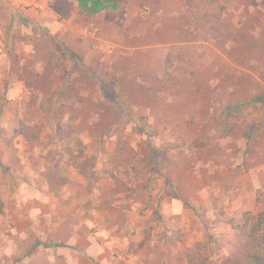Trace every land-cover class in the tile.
<instances>
[{
    "label": "rangeland",
    "instance_id": "rangeland-1",
    "mask_svg": "<svg viewBox=\"0 0 264 264\" xmlns=\"http://www.w3.org/2000/svg\"><path fill=\"white\" fill-rule=\"evenodd\" d=\"M53 1L45 14L7 9L1 20L0 125L17 134L0 140L1 197L24 204L52 184L57 196L78 178L93 194L111 184L128 211L125 238L143 235L135 246L148 249L135 264H240L264 214V0H113L96 13ZM163 2L184 22L169 56L150 36ZM145 23L150 37L136 39ZM73 34L99 37L97 67L72 57ZM17 42L29 50L14 56ZM28 217L21 242L20 222L0 223L1 248L17 244L25 257L42 244ZM4 253L0 264H16Z\"/></svg>",
    "mask_w": 264,
    "mask_h": 264
},
{
    "label": "crops",
    "instance_id": "crops-1",
    "mask_svg": "<svg viewBox=\"0 0 264 264\" xmlns=\"http://www.w3.org/2000/svg\"><path fill=\"white\" fill-rule=\"evenodd\" d=\"M83 4L87 5L86 8L92 9L90 1ZM53 5L54 7L56 6L55 4ZM159 7L160 14L164 13L165 16L161 17V22L158 26L160 31L150 36L157 40V43L165 50L169 47L166 50L168 51L167 56H169L170 53L172 55V52H169L172 45L182 46L184 44L182 40V37H184L183 26H181L184 22L179 20L181 17L177 19L175 15L171 16L175 10L167 7L165 2ZM5 10L9 11L8 13L18 12L22 16L37 14L33 12L22 13L16 10L7 0H0V56H7L2 49L6 43V39H3L5 37L3 34L4 26L1 23L5 16L4 13L7 12ZM68 23L64 24V30H68L69 25L72 27L71 22L69 21ZM95 26V28L100 27L97 23ZM149 27L147 28L145 23L143 33L140 35L141 38L138 35L136 39L147 41V37H150L147 36ZM111 35L112 37H107L112 39L113 34ZM80 36V34L68 35V45L81 58L82 63L83 59H86L89 66L97 67L100 60L98 51L96 52L93 46L99 37L86 36L81 38ZM23 40H26V38H21V41ZM26 44L25 42L24 44L17 42L15 46V49L17 48L16 55L14 56H20L19 47L23 51H28L29 48H27ZM53 51L54 48L52 49ZM10 55L12 56V54ZM185 55L191 56V53L186 52ZM5 139L7 138L3 140ZM72 184L71 188L60 190L57 196L53 192L56 190H50L52 192L49 193L48 197L34 196V198H27L24 204L21 201L10 204L9 198L1 197L0 193V223L9 222L12 218L20 222L18 224L17 237L22 239L20 240L21 242L24 237L28 236L29 232H26L23 224L24 213L27 212V217L29 216L28 218L31 222L30 229L34 233H32V240L38 239L42 243L36 249H32L25 257L23 255L27 251L25 249L21 250L17 244L9 247L6 245L2 248L0 247V254L3 253V250L5 251L4 255L8 252H14L16 264H135L139 259L148 257V253H146L148 249L146 247L135 246L136 243L143 239V235L136 236L133 234L130 239L127 240L125 238L123 228L125 227L126 230L130 219L127 209L123 205L121 206V202L125 200L120 199V187L101 183L99 189H96V191L100 190L99 193L93 194L87 191L88 185L85 179H75ZM93 186L96 188V184ZM103 191L104 193H102ZM104 196L106 197L104 198ZM136 222L139 221L134 220V229H140L142 225ZM114 247H117L124 257L114 258ZM125 257H128V260Z\"/></svg>",
    "mask_w": 264,
    "mask_h": 264
},
{
    "label": "trees",
    "instance_id": "trees-1",
    "mask_svg": "<svg viewBox=\"0 0 264 264\" xmlns=\"http://www.w3.org/2000/svg\"><path fill=\"white\" fill-rule=\"evenodd\" d=\"M78 1H80V4L82 5H84L83 4L84 2L90 1V4L92 5V10L96 13L113 0H107L106 2L104 0H78ZM72 57H74L78 62L82 63L81 58L77 56L76 54H74V56ZM166 71L168 72V70ZM233 110L243 117L247 115L245 112L242 111V109L239 106L229 107L228 109V111H233ZM140 119L146 120L145 117H141ZM56 120H57L56 121L57 124L61 123V120L59 118L58 119L56 118ZM233 128H234V124H229L228 126H226L223 135H227L231 133ZM138 129L140 133H146L142 127H139ZM253 131L255 130H251L248 133V137L246 139L245 152L249 151L253 141L257 137L256 135L253 134ZM10 134L11 132L9 130H6L5 132L2 133L1 125H0V140L6 138ZM11 135L16 136L17 134L15 133ZM56 188H57V185L52 184L50 187V190L53 191ZM175 193L177 195V190L175 191ZM246 235L250 243V250L240 264H264V214L259 216L255 220L251 229L246 233Z\"/></svg>",
    "mask_w": 264,
    "mask_h": 264
},
{
    "label": "built area",
    "instance_id": "built-area-1",
    "mask_svg": "<svg viewBox=\"0 0 264 264\" xmlns=\"http://www.w3.org/2000/svg\"><path fill=\"white\" fill-rule=\"evenodd\" d=\"M16 10L39 14L47 13V0H7Z\"/></svg>",
    "mask_w": 264,
    "mask_h": 264
}]
</instances>
